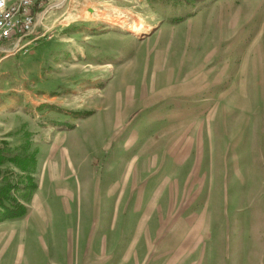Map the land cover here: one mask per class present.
Segmentation results:
<instances>
[{"label":"rangeland","instance_id":"1","mask_svg":"<svg viewBox=\"0 0 264 264\" xmlns=\"http://www.w3.org/2000/svg\"><path fill=\"white\" fill-rule=\"evenodd\" d=\"M39 35L0 61V264H264V0H63Z\"/></svg>","mask_w":264,"mask_h":264},{"label":"built area","instance_id":"2","mask_svg":"<svg viewBox=\"0 0 264 264\" xmlns=\"http://www.w3.org/2000/svg\"><path fill=\"white\" fill-rule=\"evenodd\" d=\"M61 1L0 0V61L27 53L41 38L44 18Z\"/></svg>","mask_w":264,"mask_h":264},{"label":"trees","instance_id":"3","mask_svg":"<svg viewBox=\"0 0 264 264\" xmlns=\"http://www.w3.org/2000/svg\"><path fill=\"white\" fill-rule=\"evenodd\" d=\"M205 0H186V2L188 3V4H195V3H200V2H204ZM25 215V212H24V209L23 208H20V210L18 211V210H16V209H14V210H12V212L10 213V216H9V218H20V217H22V216H24Z\"/></svg>","mask_w":264,"mask_h":264}]
</instances>
